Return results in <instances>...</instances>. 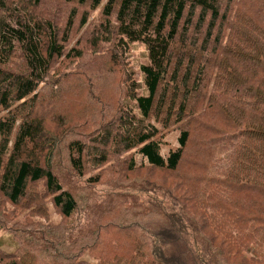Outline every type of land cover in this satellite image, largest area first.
Here are the masks:
<instances>
[{
    "label": "trees",
    "instance_id": "trees-1",
    "mask_svg": "<svg viewBox=\"0 0 264 264\" xmlns=\"http://www.w3.org/2000/svg\"><path fill=\"white\" fill-rule=\"evenodd\" d=\"M50 207L0 264H264V0H0V232Z\"/></svg>",
    "mask_w": 264,
    "mask_h": 264
},
{
    "label": "rangeland",
    "instance_id": "rangeland-1",
    "mask_svg": "<svg viewBox=\"0 0 264 264\" xmlns=\"http://www.w3.org/2000/svg\"><path fill=\"white\" fill-rule=\"evenodd\" d=\"M51 1H55V0H51ZM98 14V12H97ZM94 15V14H93ZM93 18V21H96V17L93 16L89 19V22H91ZM87 28V27H86ZM86 31V29L83 30H76L75 33L72 35L71 38V46L70 48L75 45V43H80L83 39H85L86 35L88 34L89 30H87V32L84 34V32ZM84 34V35H83ZM79 40V41H78ZM88 53V51H86ZM129 53H127L126 55H124L123 60H125L126 62L124 63V66L126 68V70H128L132 75L134 74L135 77L138 79L139 78V66L141 64H143L146 61V57H145V50L143 48V46L139 45V44H134V45H130L129 48ZM89 54L85 55V59L81 62L82 66H86L88 64H90L92 60L90 57H88ZM60 68H64L66 66H68V63L65 64H57ZM58 66L54 67V71L56 70V68ZM99 81H103V86L102 84L99 82L98 85H101L102 87L105 88H109V94L107 96H109L112 92H113V87L116 84V79L117 77H99ZM56 89V88H55ZM59 91V90H57ZM72 94H74L73 92L68 91L64 95H60V97H58L56 103L52 102V100H50L49 103L45 104V107H42L40 105L39 107V112L38 113H42L44 114L47 110L46 105L50 104L52 105V108H50L53 112V110L57 113L58 109H60L61 107L64 106H60L58 104V102L61 101H66V99H71L72 98ZM68 97V98H67ZM48 101V100H47ZM75 105V102H73ZM78 108L76 107V105L74 106V108L71 110L73 115H76V113L79 111H77ZM76 112V113H75ZM70 113L67 114V118L72 117L69 116ZM48 114V113H47ZM66 117V116H65ZM48 122L51 124V126L54 127V129H56V123L54 122V120H52L51 118H47ZM70 122L65 123V126H69V130L72 129V127L74 126H79L81 123L77 122L76 119H68ZM76 123H78L79 125H76ZM58 131V127L56 129ZM67 130V129H66ZM177 137H178V133L177 132H170L167 137H166V143L168 144L169 147L175 148L177 147L178 143H177ZM168 150H166V148L163 151V154H166ZM122 169V168H121ZM93 174V173H92ZM124 174L125 177L121 178L123 181L126 180V182L128 184H131L132 182H130L131 180H133L134 177H132L133 175H129L127 173H122L121 175ZM157 176V174H156ZM90 175H87L84 180L85 181H89ZM157 179V178H156ZM97 190H100L102 192H110L113 190V187L110 186V182L106 181L103 184H100L99 186H96ZM121 189L122 193H130L129 187H121L119 188ZM145 198H151L154 199L158 202H162L165 206V208L175 212L177 211V209L172 205V203L170 202V200L168 198H166L164 195H162L160 192H157L155 194H146L144 196ZM9 211L13 212V213H17V210L13 209L12 207L7 208ZM24 217L23 221L22 218ZM52 216V219H50V221H48V217H41V214L38 213L37 211H35L34 209H31L27 212H25L23 215L19 216V217H14V219L7 223L3 230L0 232V247L3 251L11 253L14 251V249L17 247L16 242L14 241V236L17 234H20L22 239L27 241L29 244H36V241L39 240L40 237V232L42 231V229L47 228V227H61V232H63V229L65 228V224L66 222H64L61 217L59 216V214L56 212L55 209H53L52 207H50V215L49 217ZM74 231V230H73ZM14 239V240H13ZM20 243H22L20 241Z\"/></svg>",
    "mask_w": 264,
    "mask_h": 264
}]
</instances>
